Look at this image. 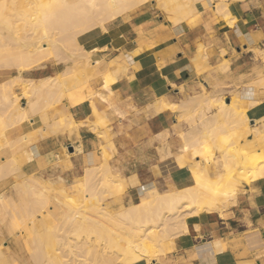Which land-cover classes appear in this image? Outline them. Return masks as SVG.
Returning <instances> with one entry per match:
<instances>
[{"label": "crops", "instance_id": "0c3cea01", "mask_svg": "<svg viewBox=\"0 0 264 264\" xmlns=\"http://www.w3.org/2000/svg\"><path fill=\"white\" fill-rule=\"evenodd\" d=\"M167 1V10L164 0H145L131 8L112 22L114 35L87 33L83 47L96 48L92 58L100 62L102 74L92 82L85 75L70 78L65 99L60 100V70L50 63L55 58L28 70L11 67L22 81L11 93L0 86V114L13 108L17 124L9 128L0 116V131H6L23 171L30 165L28 148L34 153L32 165L52 164L43 169L49 179H37H59L69 188L78 187L84 168L105 167L100 155L104 146L133 192L127 206L190 186L184 183L189 171L185 163L194 154L186 148L205 136L209 140L216 127L222 129L220 135L229 132L224 121H216L221 117L216 105L220 99L229 105L223 114L230 119L233 110H244L248 125L240 131L247 135L246 145H251L256 129L264 131V0ZM178 2L195 5V11L178 16L171 9ZM37 70L47 72L23 77ZM105 75L111 77L106 85ZM10 77L0 73V83ZM44 81L47 91L41 88ZM200 100L212 101L203 118L199 110H185ZM61 111L69 112L70 121L61 122ZM101 134L110 138L105 141ZM226 150L220 158L230 156ZM190 166L193 177L205 167L199 161ZM73 167L80 173L68 180L62 172ZM223 173L214 169L209 176L221 178ZM239 182L238 192L220 208L187 216V233L168 243L163 264H264V176Z\"/></svg>", "mask_w": 264, "mask_h": 264}, {"label": "bare ground", "instance_id": "6f19581e", "mask_svg": "<svg viewBox=\"0 0 264 264\" xmlns=\"http://www.w3.org/2000/svg\"><path fill=\"white\" fill-rule=\"evenodd\" d=\"M142 1L145 0H33V2L31 3L32 4L31 21L36 23V25L39 27V33L43 38V42L36 44L31 43V45L26 48H23L18 43L0 44V65L8 66L9 68L16 67L19 69L18 71H22V70L32 69L35 66L42 64L43 62H45L50 58L51 59L55 58L54 61L56 62V60L58 61V52H57L58 45H56L55 43L57 40L60 41L61 44L65 46H69L73 43L82 44L80 41L81 35L83 34L86 35L93 28H98L99 32L109 31L111 35H114L115 30L111 29L110 27L111 24H113L112 22H114V20L118 19L125 12L135 7ZM1 2L2 3L0 5V16L4 14L5 11L4 3L3 1ZM168 3H169L168 1L166 2V0H164L163 6L166 10L169 7L167 6ZM187 5L188 4L186 3L185 4L181 3L180 5L176 6L175 8L172 7L171 9L174 12H176L178 16L179 15L182 16V14L186 16V14L188 15L190 13H193L192 11H195V9H193L194 8L193 6L195 5L191 4V6L189 5L190 7H188ZM89 8L91 10H89ZM91 11H93V14L95 16H98L99 22L96 24L91 22L92 21V15L90 13ZM91 78L95 79L96 77L94 75H91L90 79ZM104 79L105 80H103V82L105 83V85L108 84L110 78L108 79L104 78ZM65 83L66 81L63 78L60 79V95H61L60 100L65 99V95L69 90V87ZM42 87L47 91L49 87L48 81H44V83H42L41 85V88ZM218 104H219L218 114L219 113L222 114L225 103L223 104L222 101L220 100ZM65 106L66 107L64 109L66 110L67 102ZM52 110L53 109L50 110V113L52 112ZM61 112H62L61 114H65L63 113V111ZM68 113L65 114L66 116L64 115L62 117L61 122L65 123L70 121ZM51 114H49L50 117ZM223 139H221V141H223ZM7 146L10 147L9 149L11 151L2 160L0 158V264H115L114 261L116 259L115 258L116 256L114 257L108 256V253L104 255L101 252V251L104 252V250L96 249V245L97 243H99L96 241V239L94 240L97 242V243L94 242L96 245L91 241V239H90L91 243L89 242V240L87 241V239L85 240L82 239V242L78 243L79 244L78 247L80 246V248H76L78 249L76 250L77 252H73L74 255L72 256V258L76 255L77 257H74L71 261L68 260L66 261V258L64 261L63 258L62 260L63 262H62L61 258L63 257V255L61 251H60L61 254L54 253V251L56 250L55 247L59 245L56 244V242L59 243V241H56L55 239L60 237L59 232L61 231H63V233L65 230L67 231L68 229L72 231L71 230L72 228L73 231L70 233L74 232V234H76L79 232V234L80 233L85 234V233H89L90 231H94L92 232V234L95 237L97 234H100L99 235L100 237L103 236L102 234L104 233L101 232L102 230L100 231L101 233L97 231V233L95 234L96 228L94 226L90 227L87 225V223L89 224L88 221H90V219L94 217L87 216L86 207L88 206L85 203L87 197V191L89 190L90 187L91 177L93 173L98 171L100 166L94 165L88 169L86 168L83 169V174L78 183L79 184L78 189L73 194L66 195L68 196L66 198L69 199V200L66 199L67 201H69V203L68 202L66 203L60 201L59 197H57L60 196L61 194L55 195L49 192L51 189H54L56 185H60L63 188V184L59 179L43 182L40 179L31 176L30 177L31 180L29 181L30 183L27 182L28 183L27 184L25 182V178L21 173L22 172L21 168H19L15 163L11 162L10 160L11 157L10 155L13 151L11 149L12 146L10 144V139L6 131L1 130L0 156L4 154V150ZM263 148H264V143H263ZM10 169L11 172H9ZM248 176L250 178L264 176V162L262 163V165H258V166L256 165L255 167H253L251 169V173ZM104 179L105 182L108 183L107 185L111 189L113 194L120 191L119 189L121 183L115 181L116 179L114 177L113 179L115 180H113L109 173L106 174V178ZM44 184H46V186H44ZM189 188L190 186H186L159 195L161 197H165L166 195H169L170 193L173 192L181 195V193L188 190ZM27 191L29 193L32 192L30 194H35L37 197L35 198L30 197V195L26 194ZM64 196L63 198H65ZM145 206L146 203H142L139 201L138 203H131L127 208H124L125 211L122 212L120 216L119 213L117 216H115L114 214L110 215L111 213L108 214L105 211L104 212L101 211V213H99V217H101L100 220L104 219L105 221H110V222L117 220L118 222L119 219H124L125 217L127 218L129 216H133L139 210L143 209ZM6 207L9 209H7ZM199 208L196 207L194 214L203 215L207 210V209H202V208L199 209ZM87 210L89 211V209ZM168 215L169 213H159L158 218H160L162 225L167 224V221L169 219ZM98 220L99 219H97L96 221ZM148 224L149 223L145 225L142 224L137 225L135 227L136 231L134 233H137V236L138 235L142 237L149 236L152 232L151 230L153 227H150ZM97 226H99V224ZM118 228L120 227L117 228L114 227V229L120 230ZM69 230L67 231L68 234H69ZM117 230L114 231L117 232ZM181 233H187V224L183 226ZM65 234L67 233H64L63 235ZM92 234L90 233V235ZM127 235H129V233ZM77 236H79L80 238L81 235H77ZM77 236H75L74 239V236L72 235L74 240H76ZM122 236H120V238ZM66 238L67 237L65 236V239ZM70 238L71 237H69V239ZM105 238L107 239V237ZM115 239H117V236ZM122 239L124 241L123 245L119 244L118 246L117 242L114 241L111 242L114 246L116 245L117 249H119V250L116 249L117 251H119V254H117V251L113 252V254L116 253L118 255L117 258L118 257L120 258V262H118L119 264H152L151 260L155 261V259L158 258L157 254H153V252L147 251L146 249L139 246L138 243L136 244V240H134L132 236L131 237L126 236L124 238L122 237ZM62 240H60L61 243ZM112 240H114L113 237ZM71 241L73 242L72 239ZM72 242L71 244H73ZM74 243L77 246V243L76 242ZM108 244L109 242L107 243V245ZM68 245H65V247ZM104 249H106V247ZM59 250L56 251L59 252ZM73 250L75 251V249ZM110 254L112 253L110 252ZM67 259H69V257Z\"/></svg>", "mask_w": 264, "mask_h": 264}, {"label": "rangeland", "instance_id": "374dc122", "mask_svg": "<svg viewBox=\"0 0 264 264\" xmlns=\"http://www.w3.org/2000/svg\"><path fill=\"white\" fill-rule=\"evenodd\" d=\"M1 1H3L4 3L5 11H4V14L0 16V44L18 43L23 48H26L30 46L31 43L36 44V43L43 42V38L41 37L39 33V27L36 25V23L31 21L32 19L31 18V13H32L31 3L33 2V0H1ZM1 1H0V5L2 3ZM89 10L91 9L89 8ZM90 13L92 15L91 22L95 24L98 23L99 22L98 16H95L93 14V11H91ZM91 31L97 32L99 31V29L93 28L88 33H90ZM86 37H87V34L81 35L80 37L81 43H83L84 40H86ZM57 41L55 43L56 45H58V51H59L58 61L57 62L50 61V63H56L57 65L56 69L60 70V79L63 78L66 81L65 84L70 85V78H76V80H78L80 77H83L85 75L86 81H89L91 75H94L97 78L99 74H102L99 68L100 62L92 58L93 57L92 52L95 51L96 48L92 50H87L83 47V44H80V43H73L69 46H65L61 44L60 41H58L57 43ZM46 72L47 71L42 72L40 70L26 72L23 74V77L24 78H34ZM0 73H3V75L11 76L8 79V81L0 83V86L5 85L8 88L10 93L12 91L11 89L13 87H18L22 81L21 79L20 80L18 79V77L16 76V71L13 68L0 67ZM105 78L106 79L110 78L111 80V77L109 75H105ZM218 102L216 103L217 108L219 105ZM207 103L208 101L205 103V101L202 102V100H200L199 102H194V104H192L191 107H186L185 110L186 111H189L191 109L197 110V111H194L192 114H196L199 110L200 116L201 118H203L204 115H207L205 114L207 112V107L212 103V101H210L208 104ZM222 103L224 104L223 101ZM250 104H254V102ZM225 106L226 104H224V109L222 111V114L220 115L221 117L217 119L216 121H218V123H220L221 121H224L226 125L229 126V130H228L229 132L225 134L224 136L222 134L220 135V130L222 129L220 127H216L215 130L213 131V134L209 136V140L207 136H205V138H202L201 140H199V142L194 144L192 147L186 148V152L190 154L193 153L194 154L193 158H195V159L193 158L188 159L187 157L186 163H185L189 165V171L185 172L184 180H187V182H184V183L189 184L190 188L184 191L183 193H181V195L173 192V193H170L169 195H166L165 197H161L159 194L150 196L149 198L143 197L139 201L142 203H146V206L143 209L139 210L133 216H129L127 218L125 217L124 219H119L118 222L117 220L111 221L112 223L110 221H105L104 219L100 220L101 217H99V213H101V211L103 212L105 211L108 214L111 213L110 215L114 214L115 216H117L119 213V216H120V214H122V212L125 211L124 208H127L130 205L128 204L126 206V199L129 197V195H133V192H130L131 191L130 185L126 182L124 178L121 177L117 167L113 166L111 162L113 159L112 154L109 151H107L104 146H102L100 148V155L103 158L102 162L105 163V167L103 168L100 167L98 171L93 173L91 177L90 187H89V190L87 191V197H86L85 203L88 206L86 208L89 209V211L86 209L87 216L94 217L90 219L91 222L88 221L89 224H92V225H89L88 223L87 225L90 227L94 226L96 228L95 234L97 233V231L99 233L101 232L104 233L102 234L104 237L103 236L100 237L99 236L100 234H97L96 237L97 236L98 237L96 238L92 234V232L94 231H90L89 233H85V234L83 233L79 234V232L76 233L77 235H81L79 238V236L74 234V232L70 233L73 231L72 228H71L72 231L68 229L69 234L67 232L68 230L64 231V233H67L65 235H63L64 234L63 231L59 232L60 237L58 238L60 239L58 238H57L58 240L55 239L56 241H59V243L56 242V244H59V245L58 246L55 245L56 246L55 248L58 251L60 247L62 246L63 247L60 248L59 252L55 250L56 252L54 251V253L61 254L60 251L62 252L63 257L61 258V261L63 260V258H64V261H65V258H66V261L67 260L71 261L74 257H77L76 255L72 258V256L74 255L73 252H77L76 250L78 249L76 248H80V246L78 247L79 245L78 243L82 242V239L84 240L87 239V241L89 240L90 243L91 241L93 243L99 242L97 243V245L94 243L96 245V249L104 250V252L101 251L104 255L108 253V256H111V257L116 256L115 257L116 259L114 258L115 261L114 260L113 261L115 262V264L116 263L119 264L118 262H120V258L119 257H118L119 259L117 258L118 256L117 254H119V251L117 250L119 249H117L116 245L114 246L111 242L112 241L117 242L118 246L119 244L123 245L124 241L122 237L124 238L126 236L127 237L132 236V238L136 240V244L138 243L139 246H141L142 248L146 249L147 251L153 252V254L158 255V258L155 259V261L151 260L152 264L153 263L163 264L164 258L166 256L167 245L170 241L174 240L175 236L181 234L183 226L187 224V221H186L187 216H192L194 214L196 207L198 208L200 207L202 209H207V210H213V209L220 208L222 204H226L228 199L231 196H233L235 192L238 190V185H240L239 180L240 179L246 180L250 178L246 174L247 171L244 173V168L249 166L248 168L249 170L250 168H253L256 165L262 164L264 162V148H263L264 141L262 142L261 137H260V136L264 137V131H260V130L257 131L256 129V133L252 134V142H250L251 145H246L247 135L245 134V132L240 131L241 126L247 127L248 125L247 120H246L247 116L244 113V110H241L239 108L233 110L234 112L232 115L234 116V118L230 119L229 114H223L226 108ZM173 108L175 111L182 110L178 106H173ZM227 111L228 110H226V112ZM12 113H14L13 108H10L8 113L0 114L1 119L7 124V127L9 128L17 124L15 114H12ZM46 117L48 118L47 114H46ZM96 118H98V121L102 122V117L100 115H97ZM232 122H236L235 125H229V123H232ZM100 136H101L100 138L105 139V141H107L108 138H110V137H106V135L104 134H101ZM35 138H36V135L33 136L31 140L25 142V145L28 146L30 143L33 142V140H35ZM221 139H223V141H221ZM225 149H227L226 150L227 153L230 152V156L226 159H222L220 158V152ZM19 151L20 150H18L17 152ZM67 151H68V148L64 149V152L67 153ZM27 152L29 154L27 160L30 163V165L27 167H23L24 171L21 169L22 171L21 173L25 178V182L30 183L29 181L31 180L30 179L31 176H35L43 180H48L49 178H46L47 173H44L46 171L43 169H46V167H50L52 164L46 165V166H43L42 164L32 165L31 163L34 162V155H33L34 153L31 154L28 148H27ZM10 156H11L10 157L11 162L15 163L20 168V165L16 160V154L14 151H12ZM218 160H219V163H218ZM197 161L204 163L205 167L202 171H199V172L196 171L194 173L195 174L194 176L195 181H194V177H193L192 169L190 165L194 164ZM223 162H224V166H223ZM214 169L216 170L219 169L221 171H224L221 178L209 176L213 174ZM9 172H11V169ZM79 173L80 171L78 170V167L77 168L73 167L72 171L70 170L68 171L66 169L64 172H62V175L65 176L68 180H70L72 178V175H77ZM108 173L111 175L112 179L113 177L116 179V180L115 179L113 180L115 181L118 180L121 183L120 189H119L120 191H118L115 194L112 193L111 189L107 185L108 183L105 182L104 178H106V174ZM44 186H46V184H44ZM177 186H179V184ZM77 189L78 187H76L75 184L71 186V188L63 184V188L60 185H56L55 188L51 189L49 192L55 195L61 194L60 196H57L59 197L60 201L69 203V201H67L69 199L66 198L68 196L66 195L73 194L74 192L77 191ZM167 189L168 188H166L165 190H158V189H155V190L158 192H163V191H166ZM30 193L28 191L26 192V194L30 195V197H33V198L37 197L35 194H30ZM141 193L142 192H140L139 194ZM63 196L65 198H63ZM136 196H139V195H136ZM101 209H104V210H101ZM96 211H99V212H96ZM159 213H169L168 215L169 219L166 225H162L160 218H158ZM97 219H99L100 221L103 220L102 222L104 223L100 222L99 220L96 221ZM97 223L99 224V226H97L98 225ZM144 223L145 224L149 223L148 225L150 227H153L151 230L152 231L151 234L147 237H142L140 235L137 236V233H134L136 231L135 227L141 224L145 225ZM107 227L108 228L112 227V228L108 229ZM114 227L116 228L120 227L118 228L120 230L114 229ZM114 230H117V232ZM90 233L92 235H90ZM128 233L129 235H127ZM72 235L74 236V239H75V236H77L78 238L76 237V240H74ZM65 236L67 237L66 239H65ZM116 236H117V239H115ZM120 236L122 237L120 238ZM61 237L63 238L64 241L62 240ZM69 237L71 238L69 239ZM105 237H107L108 239L109 247L107 245L108 242ZM112 237L114 240H112ZM71 239L73 240V242L71 241ZM95 239L97 242L94 241ZM60 240H62V243ZM68 241L69 242L71 241L73 244H71V242L69 243ZM74 242L77 243V246ZM67 243L71 244L74 247H72L71 245H68ZM65 245H68L66 246L67 250H66ZM100 246L103 248H101ZM105 247L106 249H104ZM163 247L165 250H163ZM73 249H75V251ZM114 251H117V254L116 253L113 254ZM66 252L67 253L69 252V253L67 254ZM110 252L112 254H110ZM68 257L69 259H67Z\"/></svg>", "mask_w": 264, "mask_h": 264}]
</instances>
